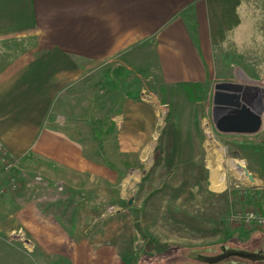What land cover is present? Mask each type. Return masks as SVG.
<instances>
[{
  "label": "rangeland",
  "instance_id": "374dc122",
  "mask_svg": "<svg viewBox=\"0 0 264 264\" xmlns=\"http://www.w3.org/2000/svg\"><path fill=\"white\" fill-rule=\"evenodd\" d=\"M258 14L255 8L238 17L222 14L214 35L215 68L198 80L203 86L196 102L183 91L167 92L162 100L160 85L176 82H165L158 70L154 36L86 63L59 92L47 120L75 137L83 156L110 170L109 176H50L7 149L31 184L22 178L19 190L10 189L0 166V221L31 203L67 202L76 213L72 232L81 230L88 241L86 264H202L189 258L193 250L264 249V226L235 219L250 211L264 215V105H258L259 131L249 134L219 131L215 120L225 112L213 105L216 83L242 84L237 71L264 82V32L254 31L264 27V17ZM36 42L33 36L1 40L0 70ZM66 180L83 187L74 189ZM12 227L8 234L0 230V264H72L39 256L29 233Z\"/></svg>",
  "mask_w": 264,
  "mask_h": 264
},
{
  "label": "crops",
  "instance_id": "0c3cea01",
  "mask_svg": "<svg viewBox=\"0 0 264 264\" xmlns=\"http://www.w3.org/2000/svg\"><path fill=\"white\" fill-rule=\"evenodd\" d=\"M241 8H255L264 17V0H0V41L22 36L37 41L0 74V140L11 154L50 176H109L110 170L83 156L75 137L47 120L59 92L82 74L86 63L153 36L165 82L209 78L215 68L217 22L222 14L238 17ZM256 29L264 32V27ZM70 182L74 189L83 187ZM74 209L67 202L31 203L1 219L0 230L8 234L12 226L24 228L39 256L86 264L88 241L81 230L71 229Z\"/></svg>",
  "mask_w": 264,
  "mask_h": 264
},
{
  "label": "water",
  "instance_id": "95a60500",
  "mask_svg": "<svg viewBox=\"0 0 264 264\" xmlns=\"http://www.w3.org/2000/svg\"><path fill=\"white\" fill-rule=\"evenodd\" d=\"M213 105L216 110L224 111L225 114H218L215 123L216 128L221 131L238 133H256L261 127L260 108L246 95V89L236 83L219 82L215 84ZM257 107H256V106ZM244 175L249 181L254 182L252 174L245 166H242ZM220 252L208 254L210 249L193 250L189 255L190 259L197 260L204 264H218L230 257L240 258L232 260L228 264H251L264 262V249L248 251L241 248L221 245ZM248 261V262H246ZM191 264V263H181Z\"/></svg>",
  "mask_w": 264,
  "mask_h": 264
},
{
  "label": "built area",
  "instance_id": "2783aa9c",
  "mask_svg": "<svg viewBox=\"0 0 264 264\" xmlns=\"http://www.w3.org/2000/svg\"><path fill=\"white\" fill-rule=\"evenodd\" d=\"M239 77H238V76ZM235 77H238L242 81V85L246 89L247 97L255 102L257 105H264V82L253 81L249 78H244L240 72L237 71ZM241 76V77H240ZM260 117L261 114H260ZM262 121V119H261ZM0 166L2 173L6 174L5 179L7 178L8 186L12 190H19L21 187L20 179L27 178L29 180L26 183V186H29L31 183L30 175L21 169L18 165V160L11 156L3 143L0 141ZM40 176H34V181L40 182ZM45 185V183L43 184ZM57 191H61V187L56 185ZM57 193V192H56ZM57 197V195H56ZM235 219L238 221L254 222L258 225L264 226V215L255 214L254 212H245L244 214L235 215Z\"/></svg>",
  "mask_w": 264,
  "mask_h": 264
},
{
  "label": "trees",
  "instance_id": "16d2710c",
  "mask_svg": "<svg viewBox=\"0 0 264 264\" xmlns=\"http://www.w3.org/2000/svg\"><path fill=\"white\" fill-rule=\"evenodd\" d=\"M20 53H23V50H19L17 55H19ZM0 59H4L2 55H1ZM7 60L2 62L3 68L6 65H9V63L13 61V59L10 61H7ZM3 68H1L0 73H1ZM202 86H203V84L201 82H198V81H178V82H176L170 86L162 83L160 85L159 89H160L161 94L162 93H163V95L165 94L164 96H161L163 101H167V97H165L167 95V92L169 95H172V94L174 95V94H177V93L183 91L189 102H196V101L200 100V97H201L200 94L202 91Z\"/></svg>",
  "mask_w": 264,
  "mask_h": 264
},
{
  "label": "flooded vegetation",
  "instance_id": "af4514ba",
  "mask_svg": "<svg viewBox=\"0 0 264 264\" xmlns=\"http://www.w3.org/2000/svg\"><path fill=\"white\" fill-rule=\"evenodd\" d=\"M208 254H213V253L211 252V253H208ZM214 254H216V253H214ZM235 259L242 260V259H240V258L230 257V258L225 259V260L222 261V262H219L218 264H228L229 262H231L232 260H235ZM242 261H244V260H242ZM246 262H248V261H246ZM254 263H256V262H254ZM202 264H204V263H202Z\"/></svg>",
  "mask_w": 264,
  "mask_h": 264
},
{
  "label": "bare ground",
  "instance_id": "6f19581e",
  "mask_svg": "<svg viewBox=\"0 0 264 264\" xmlns=\"http://www.w3.org/2000/svg\"><path fill=\"white\" fill-rule=\"evenodd\" d=\"M153 142V141H152Z\"/></svg>",
  "mask_w": 264,
  "mask_h": 264
}]
</instances>
